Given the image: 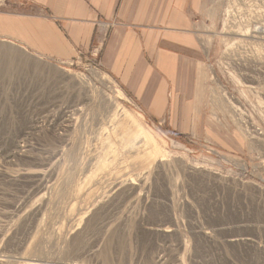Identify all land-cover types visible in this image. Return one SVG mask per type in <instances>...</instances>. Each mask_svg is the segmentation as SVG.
I'll return each mask as SVG.
<instances>
[{"label": "rangeland", "instance_id": "obj_1", "mask_svg": "<svg viewBox=\"0 0 264 264\" xmlns=\"http://www.w3.org/2000/svg\"><path fill=\"white\" fill-rule=\"evenodd\" d=\"M7 5L0 264H264V0H203L205 76L188 127L153 126L127 93L117 99L101 47L60 63L9 40L46 48L52 32L23 30ZM115 101L162 153L134 150Z\"/></svg>", "mask_w": 264, "mask_h": 264}, {"label": "crops", "instance_id": "obj_2", "mask_svg": "<svg viewBox=\"0 0 264 264\" xmlns=\"http://www.w3.org/2000/svg\"><path fill=\"white\" fill-rule=\"evenodd\" d=\"M7 6L21 13L23 30L38 29L41 38L43 30L52 32L46 48L6 35L38 55L66 63L101 47L103 72L153 121L188 127L200 108L205 56L194 16L203 0H8Z\"/></svg>", "mask_w": 264, "mask_h": 264}, {"label": "bare ground", "instance_id": "obj_3", "mask_svg": "<svg viewBox=\"0 0 264 264\" xmlns=\"http://www.w3.org/2000/svg\"><path fill=\"white\" fill-rule=\"evenodd\" d=\"M232 9V8H231ZM226 28V27H225ZM228 30V28L226 29V31ZM233 32H235V31H231L230 32V34H233ZM260 33H263V35H264V29H262L261 30V32ZM245 36V35H244ZM75 76V75H74ZM77 80H78V78H77ZM84 80L82 79V82H83ZM80 83V82H79ZM84 83V86H85V84H87V85H90V83H89V81H86V82H83ZM82 83V84H83ZM83 86V85H82ZM86 87H88V86H86ZM117 99H119V100H121V98L122 99H125V95L123 94V92H121L120 90L117 92ZM115 103H117V109H119V111L121 112L122 111V113L121 114H123L124 116H125V118H127L128 119V121H130L133 125H134V130H135V133L134 134H132V137L134 136L135 137V140H132L133 142L131 143V144H133V148H134V150H137V151H141L142 149L145 151H147L148 149H149V152L147 153V156H149V158L151 157L152 158V156L155 154H157L158 152V154H160V153H162V152H160L159 151V149H161V148H159V145H158V143H157V141H156V139L146 130V129H144L143 127H142V124L139 122V120L134 116V115H132L129 111H127L120 103H118V102H116L115 101ZM115 105V104H114ZM116 109V110H117ZM118 113V112H117ZM117 115V114H116ZM123 115H122V117H123ZM117 118V116L114 118V119H116ZM126 119V120H127ZM125 120V119H124ZM113 121H115V120H113ZM122 122V121H121ZM125 123H126V121H124ZM123 125H125V124H123ZM126 127V126H125ZM132 127V126H131ZM131 127H129V128H131ZM124 128V127H123ZM127 128V127H126ZM125 129V128H124ZM125 131H126V129H125ZM128 132H130V133H132L131 132V129H130V131H128ZM127 132V133H128ZM130 133H128V134H130ZM125 135H126V133H124ZM128 134L126 135L127 137H128ZM126 136H125V140L127 139L126 138ZM130 137H128V138H131V135H129ZM133 139V138H132ZM128 140V142H131V141H129V140H131V139H127ZM126 142V141H125ZM128 142H127V144H128ZM148 146H150V147H148ZM147 147V148H146ZM143 152V151H142ZM146 153V152H145ZM152 155V156H151ZM144 156L146 157V155L144 154ZM156 157V156H155ZM154 157V158H155ZM147 158V157H146ZM150 158V159H151ZM153 158V159H154ZM157 158V157H156ZM155 158V159H156ZM148 159V158H147ZM103 163V162H102ZM106 163V162H105ZM103 165H105L104 163H103ZM101 166H102V164H101ZM28 264H34V263H32V262H28Z\"/></svg>", "mask_w": 264, "mask_h": 264}, {"label": "built area", "instance_id": "obj_4", "mask_svg": "<svg viewBox=\"0 0 264 264\" xmlns=\"http://www.w3.org/2000/svg\"><path fill=\"white\" fill-rule=\"evenodd\" d=\"M96 51H97V49H96ZM78 55H82V53L81 52H78ZM152 123V125L153 126H155V125H159V126H161L162 125V123H154V122H151Z\"/></svg>", "mask_w": 264, "mask_h": 264}]
</instances>
